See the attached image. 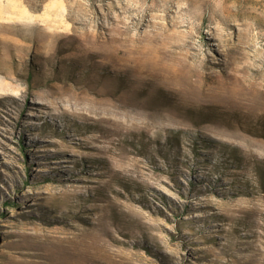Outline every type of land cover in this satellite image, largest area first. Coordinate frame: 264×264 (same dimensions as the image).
Returning a JSON list of instances; mask_svg holds the SVG:
<instances>
[{
  "label": "rangeland",
  "instance_id": "374dc122",
  "mask_svg": "<svg viewBox=\"0 0 264 264\" xmlns=\"http://www.w3.org/2000/svg\"><path fill=\"white\" fill-rule=\"evenodd\" d=\"M0 264H264V0H0Z\"/></svg>",
  "mask_w": 264,
  "mask_h": 264
}]
</instances>
